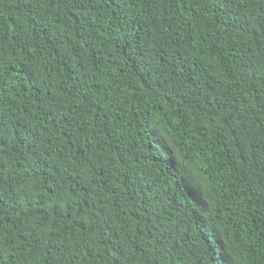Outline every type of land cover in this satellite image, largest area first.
<instances>
[{"label":"trees","instance_id":"trees-1","mask_svg":"<svg viewBox=\"0 0 264 264\" xmlns=\"http://www.w3.org/2000/svg\"><path fill=\"white\" fill-rule=\"evenodd\" d=\"M264 0H0V264H264Z\"/></svg>","mask_w":264,"mask_h":264},{"label":"snow or ice","instance_id":"snow-or-ice-1","mask_svg":"<svg viewBox=\"0 0 264 264\" xmlns=\"http://www.w3.org/2000/svg\"><path fill=\"white\" fill-rule=\"evenodd\" d=\"M226 3H230V0H226ZM262 11H264V9H262Z\"/></svg>","mask_w":264,"mask_h":264}]
</instances>
